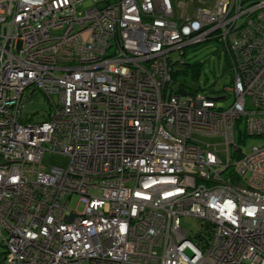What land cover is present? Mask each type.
Segmentation results:
<instances>
[{
  "label": "built area",
  "instance_id": "1",
  "mask_svg": "<svg viewBox=\"0 0 264 264\" xmlns=\"http://www.w3.org/2000/svg\"><path fill=\"white\" fill-rule=\"evenodd\" d=\"M171 2L0 0V264H264V0ZM215 39L232 103L171 92Z\"/></svg>",
  "mask_w": 264,
  "mask_h": 264
},
{
  "label": "rangeland",
  "instance_id": "2",
  "mask_svg": "<svg viewBox=\"0 0 264 264\" xmlns=\"http://www.w3.org/2000/svg\"><path fill=\"white\" fill-rule=\"evenodd\" d=\"M173 7V13L175 20L181 19L182 15H190L194 11L198 10L201 7L210 6L213 0H171ZM178 25H180L178 23ZM220 32H215L212 35H219ZM211 38V39H212ZM215 40H206L202 43L193 44L190 47L182 48L181 52L176 51L172 53V71L173 68H180V70L187 68L186 62L190 63H202V71L197 80L192 79L191 74L186 77V84L188 87L192 88L193 91L189 89H181L176 83L170 86L171 92H180V93H192V94H203L211 99L221 98L227 96L224 100L225 105L228 106L232 103L234 99L233 94L229 95L228 89H231L232 84V73L231 65L229 60H227L226 53L223 49V46L220 43H217ZM182 53V56H181ZM189 66V65H188ZM172 74V73H171ZM173 78V75H172ZM35 103L29 104L28 111L33 113H49L51 111L49 102L42 95L37 94L35 96ZM35 119H38L35 117ZM199 139L206 144H222L223 140L220 138H205L199 137ZM261 143V139L258 137H249L247 138L243 145V151L248 153L253 146ZM45 163L48 166L62 164L65 161L59 156L48 155L45 157ZM77 202V197L73 199L70 207H75ZM191 221L186 220L184 225L187 228H190Z\"/></svg>",
  "mask_w": 264,
  "mask_h": 264
},
{
  "label": "trees",
  "instance_id": "3",
  "mask_svg": "<svg viewBox=\"0 0 264 264\" xmlns=\"http://www.w3.org/2000/svg\"><path fill=\"white\" fill-rule=\"evenodd\" d=\"M228 60V57H227ZM187 68L180 70V68H173L172 75L173 80L176 85H178L181 89H191L190 91H193L192 88L188 87L186 84V77L191 74L192 79L197 80L201 74L202 71V63H190L186 62ZM189 65V66H188ZM239 139V138H238Z\"/></svg>",
  "mask_w": 264,
  "mask_h": 264
},
{
  "label": "water",
  "instance_id": "4",
  "mask_svg": "<svg viewBox=\"0 0 264 264\" xmlns=\"http://www.w3.org/2000/svg\"><path fill=\"white\" fill-rule=\"evenodd\" d=\"M217 100H222L223 98H216Z\"/></svg>",
  "mask_w": 264,
  "mask_h": 264
}]
</instances>
